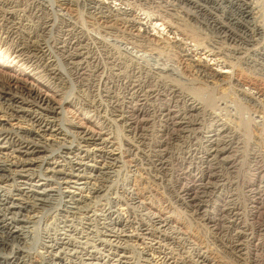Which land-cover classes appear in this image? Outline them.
<instances>
[{
	"label": "rangeland",
	"instance_id": "obj_1",
	"mask_svg": "<svg viewBox=\"0 0 264 264\" xmlns=\"http://www.w3.org/2000/svg\"><path fill=\"white\" fill-rule=\"evenodd\" d=\"M26 1H27V4L30 3V4L35 5V2L37 3L36 6L38 5L37 8L39 10V17L30 16L31 17L30 18L28 12L25 11L27 10V6L25 5H23L22 7L15 6V3H13V0H1L0 6L2 7V9H4L5 7L9 6L7 2L8 3L11 2L12 7L16 8L14 9V13H15L14 16L16 15L15 16L16 18H18L19 16L18 19L15 18V21L18 22L19 27L21 26L20 29L21 30L23 29L22 31L25 33H27L28 31V34L32 36L34 41H36L38 44L44 47L43 49L45 51V55H46L48 62L52 63L54 66L62 70V72L64 73L62 74L64 77L62 79L63 80L62 84L60 86L55 87V90L57 91V94L60 95V96L58 95V97L71 100V102H73V104L76 105V108L78 107V109L82 112L81 114L80 112L79 113L77 112L76 114L75 112L72 113V117L74 118L75 122L82 125L83 127H89L93 129L94 131L95 130L99 131L100 129H102L104 131L109 132L111 130L110 131L111 133L109 132L111 139L113 138L114 140L113 139L112 140L118 146L122 148H125L123 144L125 142V139H128V138H129L128 139L129 142L134 145L137 143H140L139 142L140 139L136 138L134 134H131L130 132H128L127 128H125V125L122 124V121L118 119L120 118V116L118 117L119 110H116L114 107H112L111 100H113V98H114V101H118V102L123 100L122 93H123L124 83L127 81L132 82V80L136 81L138 79L136 77L138 76V73H137L138 69L141 71L144 70L143 72L145 73L147 72L151 74V73H156V71H158V67L164 70H167L169 72L170 74L169 77L171 78V81H170V78L168 79L167 77H163L160 79L161 81L158 80L157 83L155 82V84H153V86L155 85L154 86L155 89L158 90L161 87L159 91L162 89L161 92H163L165 96L168 95V97L166 96V99L164 98L165 99L163 100L164 103L163 101H156L155 111L157 109L159 110L162 109L166 105V103H169L170 104L169 108L170 107L171 109L175 108L173 109L175 110L174 112L177 111L178 113H181L182 110H184L185 108L187 114L189 113V116H190L188 119L189 125L187 129H185L186 130L185 133L183 132L184 134L183 133L181 134V136L183 135L182 137L183 139L182 138L177 139L175 137L171 139H169L168 137L164 138L165 141L167 139L168 140L166 141L167 145L165 143L167 147L164 145V147L160 149V152L162 153H159V149L153 146L154 142H156L159 139L158 135H156L158 134L157 130L159 129L158 128L159 123H156V122H160V121L158 117L155 116L154 120L156 122L155 121L150 122L151 124L149 123L147 125L146 127L147 131L145 132L147 134L145 136L148 138V142L149 141L152 142L151 144H148V146L141 145V147L143 148L139 147V150L138 151L134 150L133 153L124 152L123 156H121L119 158L120 160L118 159L117 162L108 160L107 165H109V168H108L109 173L107 175L106 182L104 184L105 186L103 189L104 192H106V194L102 192L103 194L101 196L102 199H100L98 202L96 201L95 202L96 205H94L93 202H91L92 204H89L91 205V207H89V210H90L89 217L87 218H83V216L65 217V216L55 213L54 210L52 209H48L49 211L47 209H42V210L38 209L34 211L33 213L31 212L32 216L34 214H36L37 216L36 215H34L33 217L31 216L32 220L29 221L30 223L27 222L23 224L24 225L23 230H25L24 231L25 232L24 233L25 235L24 246L26 247V249L29 250L30 252L32 251V253L35 251L34 254L36 253L38 254V252H40L38 254L39 256L43 255L42 257H46L56 251V250L51 251L46 246L48 244H53V242L55 243L58 240L64 243L66 241L68 244H70L68 249H71L70 250L71 252L73 251L74 247H75L74 250H79L80 247H83L85 250H88V249L89 251L93 250L97 256L107 255L111 259L112 262L111 261L110 262L112 264H118L117 259L119 258L121 259V263L119 264H143V263L152 264L153 261L147 263V261L143 259L142 254H141L142 251L143 252L145 251V253L147 252L149 253L150 250L152 252L150 251L151 254L149 257H151L152 253L154 252L152 258L155 259L153 262L155 264L157 263L164 264V262H161L162 261L161 256H163V254L165 253L168 256H171L172 259H174V261L176 260V264H184L182 263L183 260H190V261L192 260L193 262H196L199 264H264V188H263L264 187V87H263L264 86V72H263L264 71V61H263L264 60L263 58L264 57V49H263L264 48V45H263L264 30H262L263 33L259 32L257 33V35L254 33L250 34V37L248 39L251 42L241 41V42L235 43L236 45L234 44V46L233 44H231L232 46H230L228 49L225 50L226 52L230 50L231 51V52L229 51L230 54L223 51L224 52L223 56L218 55L219 57L221 56L220 58L221 60L224 59V61H230V62L231 60L233 61L229 63L233 65L228 64L226 66V68L228 67L227 71H229V69L231 68L230 72H227L228 74L224 73L218 76L211 75L215 73L214 68L216 69V65L214 63L217 59L215 56H212V55L210 56L211 51L207 53L208 50H210L211 48L208 45L209 38L204 37L203 40L201 41L199 40L200 41L199 43L201 44L200 48L201 46L203 47L201 48V50H199L200 55H193L191 57V58L194 57L193 59L200 57L201 60L205 61V64L207 63L206 73L203 72L204 74L201 73L199 75V73L196 72L195 70L196 68L193 67V63L190 62V60L184 59V57L177 55L174 51L168 48L169 46L167 45V43L171 39H169L170 37L166 38L167 34H165V30L161 31L162 34H160L159 37H155L153 35L149 36L152 41L151 40L147 41L146 44H150L151 46H144L145 48L144 49L143 46L141 45L143 44L142 42L145 43V41H142V39L140 38L138 39L139 40L138 42L136 41L137 44H135V41L133 38L135 37L134 33L140 34L141 31L134 30V29H132L131 31L125 28V32H124L123 25L121 24L118 25L116 23H113V21L105 22L97 14L93 13L92 15L91 13H88L86 9L79 3L78 4L74 2L67 3L61 0H60L61 2L59 0H38V1L31 0L32 2H30L29 0H26ZM259 2L258 3L260 5H258V11L256 15L258 16V18H260L259 20H261V23H264V0H259ZM40 17L42 20L40 19ZM141 17H143V15ZM39 22H44L46 26L48 25L46 27L47 29L45 28V30H43V34L40 31L41 25ZM46 22H49V23L46 24ZM61 22H67L68 24L76 26L77 28L79 27L78 29L82 30V33L87 39V46H88L87 51L90 57L87 60L86 68L84 69V74L80 76V79L82 80H80L79 78H75L72 75L68 65L64 62V59H63L64 55L59 50L56 49V44L61 40V37L57 31V28L60 27ZM51 23H53V26H51ZM198 28L201 32L204 31L203 27L200 26ZM202 28L203 30H201ZM158 29L160 30L161 28L159 27ZM263 29H264V26H263ZM152 33H154V31L150 32V34ZM262 34H263V37H262ZM155 35L158 36V34H155ZM0 36L2 37V38L0 37V42H1L0 49H1L5 47L4 45L5 38L3 37L5 35L2 32V28H0ZM169 36H171V34H169ZM127 38L128 40H126ZM131 39H133V41ZM252 39L254 41H252ZM185 41L187 43L189 42L190 44L195 43V41L190 42L189 39H186ZM196 41H198V39ZM244 42H245V45H243ZM203 44H205V46ZM248 45H250V47ZM251 45L255 47L252 46L251 48ZM206 46H208L207 47L208 49L206 48ZM236 46L238 47V49ZM241 46H243V48H241ZM234 47H236L235 50L233 49ZM246 49L248 50V52L246 51ZM104 50L106 52H104ZM105 54L108 56H106ZM256 56L258 59L256 58ZM260 56L262 59L260 58ZM203 57L205 59H202ZM207 57L209 58L212 57V58L209 60V58ZM214 58L216 60H214ZM245 58H248L250 62H248V60H246ZM251 60L253 62H251ZM240 63H242V65ZM0 64H1L0 65V76L1 77H7V75L9 74L14 75L19 80L18 81L19 84L23 82H27L29 84L31 81L33 82L34 85L36 84L37 86L43 88L42 83L39 80H37L35 77L30 76L31 72L29 68L26 71H24L22 70L20 66L15 67L13 65L14 63H11V62L5 63V64L3 63L2 65V62L0 61ZM245 64L248 66H246ZM257 65H259L260 67ZM256 66L259 67L260 69L258 68L259 69L258 70ZM87 72H89L90 74ZM98 73L100 75H98ZM116 73L118 74L116 75ZM237 76L238 77L240 76L241 78L240 77L238 78ZM114 77L117 78L118 80L115 79ZM216 77H217V80H216ZM106 79H107V82H106ZM115 81H117L118 83ZM237 81L238 83L239 82L241 83L240 86L239 84L236 85ZM148 84L149 83H147L143 88L146 89L147 88L146 86H149ZM234 86L235 87L237 86V88H235ZM178 87L181 89L179 90ZM171 88L176 89V91L178 90L177 92L181 91L179 94L182 96V98L180 96V98L178 99L174 98L173 100L171 99L168 102V98H171L173 96L170 92ZM255 90H257V92ZM112 93L114 94L113 96L111 95ZM254 98L255 100H253ZM189 101H192V102H189ZM86 102L89 103L88 106L83 105V103H86ZM162 103L163 105H161ZM96 106H97V109H96ZM159 106H161V108H159ZM177 106L179 109L177 108ZM145 107L144 108L147 110L149 108L151 109V110L149 109L148 112L150 113L151 111L153 112L152 107H148V106H145ZM214 107L216 108L214 109ZM189 109L191 111H188ZM219 109H222V110L219 111ZM193 112H195L196 115L193 114ZM101 113H104V114H101ZM157 113H159V111ZM107 119L108 120L111 119V121L109 120L108 122ZM101 123L104 124L105 126L103 125L102 127ZM107 123H110V124L108 125ZM152 125H155V126H152ZM191 132L193 134H191ZM222 132L225 134L223 135ZM186 133L187 134L189 133V134L187 135ZM155 137H157L158 139H156ZM131 138L134 140H132ZM211 138L214 142L215 140L217 141L219 140L218 142L220 145L218 146L217 150H221L220 148L223 147L226 149V152L225 154H221V157H219L220 160L219 159L216 160V157H214L215 159H213L214 164L217 166L219 164V167H220V168L218 167V169L216 170L218 174L216 173V177L213 178L214 181L212 180L210 183L212 187L214 186V192L211 195L212 197H210L209 199H204L206 197H203V201H201V204L203 205L201 212L197 211L196 213L193 207H185L186 205L184 203L181 204L180 203L181 201L177 200L178 198L176 196V190L178 189L180 182H182L185 185H190L192 184L191 179L194 178V180H196L198 176H200V173L202 172L200 165L202 164L201 161L203 159L204 154L214 149V147L209 146L210 144L208 141H211L209 140ZM151 139L153 140L151 141ZM177 141H180V142H177ZM53 147L54 149L57 148L56 146H53ZM131 149L133 148L131 147ZM157 155H162L164 157L166 156L167 159L170 160L169 165H167V168L165 169L167 173L166 171H164L163 173L159 174L149 169L148 165H151L149 163H151V160L154 158V156H157ZM199 155H201V157ZM222 158H224L225 160H221ZM95 160H97V162L101 161L100 158H96ZM110 161L111 163H115V164H110ZM89 162L92 163V161H89ZM228 164L230 165L228 166ZM189 165L191 167L190 176L187 178L186 177L184 178L186 174L183 172L186 170L185 167ZM178 167L181 169L179 170ZM134 187L137 188V192L138 193L140 192L139 194H141L143 198L145 197L144 199L147 203L145 202L144 204L146 206L144 204L136 202V200H134L133 203L127 201L128 197L132 195L131 193H133ZM84 193L85 192H83L82 194ZM125 193L127 194L128 197L126 196ZM201 195L203 194L201 193ZM87 196H90V194L88 193ZM111 197L113 198L116 197L117 199L120 197L119 200L121 199L120 201H122L120 203H123V204L119 205V209L121 213L123 214L124 218L132 219V220L139 219L143 221V223L145 224V227H148V230L155 231V232H152L153 236L151 237L148 236L147 238L143 239L142 244H140L141 240L134 236L135 230L133 228L131 227L129 229L121 228L123 229V231L121 232L120 231L121 225H115L112 219L110 220V218L102 217L103 207L107 206L106 204L108 200H110ZM255 198H257L256 201H255ZM125 202H127L129 205L126 204ZM220 204H223L225 207L232 208L235 211V213H237L238 221L236 219L235 227H229L230 222L229 221L227 222L226 217L219 216L216 213V210L217 208H219ZM225 204H227L228 206ZM44 211H45V214H44ZM98 213H101V215L100 214L97 215ZM203 214H205V216H211V215L215 216L217 214L215 216V218L217 219L215 221L216 226L214 227L210 226L211 224L207 223V221L204 220L205 216ZM156 216L167 218L169 220V224H172L173 222L172 224L173 227H168V225L166 227L161 226L162 224L155 222L158 219V218H154ZM92 217H94V219H92ZM72 221L73 223H71ZM90 224L92 225L90 226ZM65 227H67L66 228L67 230L65 229ZM156 227H158L159 229ZM76 228H77V231H76ZM13 229L16 230V228H13ZM118 232H121L120 238L116 236ZM15 233L16 232H14L13 234L4 235L3 239H4V243L7 249L8 248L10 249V247L17 242L15 238ZM155 234L157 236L156 237L157 239L154 238ZM161 234L168 236L167 239L162 240V237L158 238L159 236H161ZM235 236H238L237 239H240L241 247L239 248V250L235 249L233 251L231 249V245H232V239H234ZM67 237L69 238V240ZM89 238L91 239L92 242L90 241ZM101 238L104 240H102ZM152 238L154 239L151 240ZM244 238L246 239L244 240ZM105 240H109V241H105ZM156 241L158 242V244ZM170 241L172 243H170ZM80 242L81 244H79ZM110 243H112V245H107ZM115 243L119 244V246L121 247L123 246L124 249H120V248H118L119 250L115 249L116 247ZM105 244L107 245L106 247H104ZM120 250H122V252ZM158 250H160V252ZM241 250H244V251H241ZM59 253L60 251H58V254ZM117 254H120L122 256L117 255ZM143 255L145 256V254ZM108 257H106L105 259H107ZM77 261L78 259L76 260V262Z\"/></svg>",
	"mask_w": 264,
	"mask_h": 264
},
{
	"label": "bare ground",
	"instance_id": "obj_2",
	"mask_svg": "<svg viewBox=\"0 0 264 264\" xmlns=\"http://www.w3.org/2000/svg\"><path fill=\"white\" fill-rule=\"evenodd\" d=\"M29 1L32 2L31 0H29ZM61 1H64L67 3H73V2L77 3V4L79 3L80 5H82L86 9V11L88 13H91L92 15H93V13L97 14L100 18L103 19V21H105V22L113 21V23H116L118 25H120V24L123 25L124 26V32H125V28L129 29L131 31H132V29L141 31L140 34H136L133 32L135 34V37H133V38H134L135 44H137L136 41L138 42L139 41L138 39H140V38L142 39V41H145V43L142 42L143 44L141 45V46H143V48H144V46H151L150 44H146L147 41L151 40L149 36L153 35L155 37H159V35L162 34L161 31L165 30V34H167L166 38L170 37L169 39H171L168 41V43L166 42L167 45L169 46L168 48H170L172 51H174L177 55L184 57V59L190 60V62L193 63V67L196 68L195 70L197 73H199V75L203 72L206 73V71H207L206 64L207 63L205 64V61L201 60L200 57H197L198 59L197 58L193 59L194 57L193 58H191V57L193 55H200L199 50H201V48H203V47L201 46V48H200L201 44L199 42L201 40H203L204 37L209 38L208 39L209 40L208 45L212 48V50L210 48V50H208L207 53H209V51H211L210 56L211 55L215 56L217 59L216 60L214 58V60H216L214 63L216 65V69L214 68L215 73L211 74V75L218 76V75L230 72L231 68L229 69V71H227L228 67L226 68V66L229 63L233 62L232 60L230 62V61H224V59L223 60L220 59L221 56H223V54H224L223 51H225L230 46H232L231 44H233V46H234L235 43H238L241 41H247V42L250 41L248 39L250 37V34L254 33L257 35V33H259V32L263 33L262 30H264L263 29L264 23H261V20H259L260 18H258V16L256 15V13L258 11V5L261 4L259 2V0H61ZM64 2H63V4H64ZM13 3H15V6H20V7H22L23 5L27 6V10H25V11L28 12L29 17L30 16L39 17V10L37 8L38 5L36 6V4H37L36 2H35V5H33L30 3L27 4L26 0H13ZM7 4L9 6L5 7L4 9H2V7L0 6L1 7L0 8V28H2V32L5 35V36H3L5 38V43H4L5 47L0 49V61L2 62V65H3V63L4 64L9 63V62L14 63L13 65L15 67L20 66L22 68V70H24V71H26L29 68L30 72H31L30 76L35 77L37 80H39L42 83V87L44 89L37 86L36 84L34 85L33 82H31V81L29 84L27 82H23V83L19 84L18 83L19 80L14 75L9 74V75H7V77H1L0 76V264H112L111 259L107 255L97 256L93 250H90V251H89V249L85 250L83 247H80L79 250H74L75 249V247H74L73 251L71 252L70 251L71 249H68L70 244H68L66 241L64 243V242H60L57 240L55 243L53 242V244H48V245L46 244L47 245L46 247L49 248L51 251L56 250L52 254H50L51 253V251H50V253H48V254H50L49 256L42 257L43 256L42 254H41L42 256H39L38 254L40 252H38V251H37L38 254L37 253L34 254L35 251L32 253V251L30 252L24 246V238H25V235H24L25 232L24 231L25 230H23L24 229L23 224L32 220L31 218L36 214H34L32 216L31 212L33 213L34 211H36L38 209H40V210L52 209V210H54L55 213L62 215V216H65V217H76V216H83V218L89 217V211H90L89 207H91V205H89V204H92L91 202H93L94 205H96L95 202L96 201L98 202L100 199H102L101 196L103 195L102 192H104V190H103L104 186H105L104 184L106 182V178H107V175L109 173L108 172L109 171L108 170L109 165H107L108 164L107 161L112 160L113 162H117V160L121 156H123L124 152L133 153L134 150L138 151L139 147H141V145L142 146H146V145L148 146V144H151L152 142H150V141L148 142V138L145 136L147 134L145 132L147 131V129H146L147 125L150 122L155 121L154 120L155 116H157L159 121H160V122L155 121L156 123H159V127H158L159 129L157 130L158 134H156V135H158L159 139L157 137H155L158 140L156 142H154L153 146L155 148L159 149V153H162V152H160V149L162 147H164L166 141L168 140L167 139L165 141L164 138L168 137L169 139H171V138L175 137L177 139L178 138L181 139L183 137V135L181 136V134L183 132L185 133V131H186L185 129H187V127L189 125V120H188L190 117L189 113L187 114L185 108H184V110H182L181 113H178L177 111L174 112L175 110H173V109H175V108H173V109H171V107L169 108V105H170L169 103H166V105L162 109H160V110L157 109L155 111L156 101H163L166 99V96L168 97V95L165 96V94L163 92H161L162 89L159 91V89L161 87L158 90L155 89V87H154L155 85L153 86V84H155V82L157 83L158 80H160L163 77H167L169 79L170 74L167 70H164V69L159 68V67H158V71H156V73H151V74L147 73V72L145 73V72H143L144 70L141 71L137 68L138 69V71H137L138 76H136V77L138 79L136 81L132 80V82L127 81L124 83L123 93H122L123 94V100L118 102V101H114V98H113V100H111V104H112V107H114L116 110H119L118 117L120 116V118H118V117L117 118L122 121V124L125 125V128H127L128 132H130L131 134H134V136H136V138L140 139V141H139L140 143H137L134 145V144L129 142V140H128L129 138H128V139H125V142L123 144V146H125V148H122V147L118 146L113 141L114 140L113 138H112L113 140L111 139V136H110L111 130L109 131L110 132L109 133V132L104 131L102 129H100V130L98 129L99 131H96V130L94 131L93 129H91L89 127H83L82 125L75 122L74 118L72 117V113L75 112V114H76L77 112L78 113L80 112V114H81L82 112L78 109V107L76 108V105L73 104V102H71V100H67V99H63V98L58 97L59 94H57V91L55 90V87L60 86L62 84V81H63L62 79L64 78L62 74H64V73L62 72V70H60L59 68L54 66L52 63L48 62L46 55H45V51L43 49L44 47H42L40 44H38L36 41H34L32 36L30 34H28V31H27V33H25L22 31L23 29L22 30L20 29L21 26L19 27L18 22L15 21L16 15L14 16V14H15L14 9H16V8L12 7L11 2H9V3L7 2ZM59 6H60V4H59ZM20 7H18V8H20ZM24 8H26V7H24ZM42 10H43V8H42ZM26 15H27V13H26ZM142 15H143V17H141ZM18 18H19V16H18ZM18 18H16V19H18ZM40 19H41V17H40ZM45 19H44V21H45ZM39 23L41 25L40 31L43 34V30H45V28L48 25L46 26L44 24V22H39ZM47 23H49V22H46V24ZM195 25H197V26H195ZM51 26H53V23H51ZM200 26L203 27L204 31H206V32L202 31L203 32L202 33L198 28ZM159 27L161 28L160 30L158 29ZM78 28L76 26L68 24L67 22H61L60 27L57 28V31L61 37V40L56 44V49L59 50L64 55L63 56L64 62L68 65L72 75L75 78L80 79V76H82L84 74V69L86 68L87 60L89 59L90 56H89L88 51H87V48H88L87 39L84 36V34L82 33V30H80ZM203 28L201 30H203ZM152 31H154V33L150 34V32H152ZM155 34H158V36H156ZM169 34H171V36H169ZM263 34H262V37H263ZM37 35H39V34H37ZM163 39H165V38H163ZM186 39H189L190 42L195 41V43H192V44H190L189 42L187 43L185 41ZM197 39H198V41H196ZM126 40H128V38ZM131 40L133 41V39H131ZM132 41H130V42H132ZM204 41H206V40H204ZM252 41H254V40L252 39ZM44 43H46V42H44ZM139 43H141V42H139ZM258 44H260V43H258ZM261 44H262V42H261ZM203 45L205 46V44H203ZM243 45H245V42ZM263 45H264V43H263ZM53 46H54V44H53ZM248 46L250 47V45H248ZM252 46L253 45H251V48H252ZM255 46H256V44H255ZM255 46H253V47H255ZM257 46H259V45H257ZM207 47L208 46H206V48ZM236 47H234L233 49L235 50ZM241 48H243V46H241ZM237 49H238V47H237ZM229 51H227V52L225 51V52L230 54ZM246 51L248 52L247 49H246ZM252 51H253V49H252ZM104 52H106V51L104 50ZM261 52H263V51H261ZM218 55H221V56L219 57ZM237 55H239V54H237ZM106 56H108V55H106ZM244 56H245V54H244ZM232 57H233V55H232ZM240 57H241V55H240ZM240 57H238V58H240ZM250 57H252V56H250ZM205 58H206V56H205ZM205 58L203 57L202 59H205ZM207 58H209V57H207ZM211 58H209V60ZM252 58H254V57H252ZM256 58H257V56H256ZM260 58H261V56H260ZM260 58H259V60H260ZM245 59L248 60V58H245ZM219 60H221V61H219ZM236 60H238V59H236ZM248 62H250V61L248 60ZM251 62H253V61L251 60ZM109 63H111V62H109ZM240 64L242 65V63H240ZM246 64H247V62H246ZM229 65H233V64H229ZM246 66H248V65H246ZM257 66H259V65H257ZM259 67H257V69ZM87 68H89V67H87ZM88 70H90V69H88ZM134 70H135V68H134ZM122 72H124V71H122ZM122 72H120V73H122ZM87 73H89V72H87ZM233 73H231V74H233ZM94 74H96V73H94ZM117 74L118 73H116V75ZM98 75H100V74L98 73ZM135 75H137V74H135ZM204 76H206V75H204ZM139 78H140V80H139ZM115 79H117V78H115ZM80 80H82V79H80ZM104 80H105V78H104ZM124 80H126V79H124ZM216 80H217V77H216ZM243 80H244V78H243ZM170 81H171V78H170ZM106 82H107V79H106ZM115 82H117V81H115ZM119 83H120V81H119ZM147 83H149L148 84L149 86H146L147 88L144 89L143 87ZM167 83H166V85H167ZM252 83H253V81H252ZM89 84H91V83H89ZM237 84H239V86H240L241 83L240 82L238 83V81H237L236 85ZM230 85H232V84H230ZM239 86H238V88H239ZM235 88H237V86ZM180 89L181 88H179V90ZM102 90H104V89H102ZM167 90H169V89H167ZM177 91H176V89H172V88L170 89V92L173 96L171 98H168V102L171 99L173 100L174 98L175 99L180 98L181 95L179 93L181 91L180 92H177ZM255 91L257 92V90H255ZM213 93H214V91H213ZM106 94H107V92H106ZM111 95L113 96L114 94L112 93ZM252 95H253V93H252ZM185 96H187V95H185ZM251 96H250V98H251ZM62 97H64V96H62ZM181 98H182V96H181ZM253 100H255V98ZM78 102H80V101H78ZM82 102H84V101H82ZM93 102H94V100H93ZM189 102H192V101H189ZM163 103H164V101H163ZM163 103L161 105H163ZM83 105L88 106L89 103L86 102V103H83ZM145 106L152 107L153 112L152 111H151V113L148 112V110L150 108L147 110V109H145L146 108ZM159 108H161V106H159ZM177 108H178V106H177ZM215 108L216 107H214V109ZM96 109H97V106H96ZM220 110H222V109H219V111ZM158 111H159V113H157ZM188 111H191V110L189 109ZM97 113H99V112H97ZM94 114H96V113H94ZM101 114H104V113H101ZM193 114H195V112H193ZM197 115H198V113H197ZM113 119H115V118H113ZM109 120L111 121V119H109ZM109 120H108V122H109ZM107 124L109 125L110 123H107ZM103 125L104 124H102V127H103ZM152 126H155V125H152ZM151 128H153V127H151ZM191 134H193V133L191 132ZM216 134H218V133H216ZM224 134L225 133H223V135ZM132 140H134V139H132ZM152 140L153 139H151V141ZM209 140H211V141H208L210 144L209 146L214 147V149L213 150L211 149L212 151L204 154L203 159L201 161V163L203 165L202 164L200 165L201 166L200 168L202 171L200 173V176H198V178L196 177L197 178L196 180H194V178L191 179L192 184L185 185L182 182H180L178 189L177 188H176L177 190L174 189V190H176V196L178 198L177 200L181 201L180 202L181 204L184 203L186 205L185 207H193L195 209L196 213H197V211L201 212V209L203 206L201 204V201H203V197H206L204 199H209L210 197H212L211 195L214 192V186L212 187L210 185V183L212 180L214 181L213 178L216 177V173L218 174V172H216V170L218 169L219 164L217 162L218 166L215 165L213 162V159H215L214 157H216V160L217 159L220 160L219 157H221V154H225V152H226V149L223 147L220 148L221 150H217L218 146L220 145L218 142L219 140L218 141L215 140V142L212 140V138ZM225 140H226V138H225ZM135 141H137V140H135ZM205 141H207V140H205ZM177 142H180V141H177ZM225 142H227V141H225ZM229 142H230V140H229ZM223 143H224V141H223ZM127 145L130 147H128ZM166 145H167V143H166ZM53 146H56L57 148L55 147L56 149H54ZM131 147L133 149H131ZM141 148H143V147H141ZM149 149H150V147H149ZM145 150H147V149H145ZM198 152H200V151H198ZM201 155H199V156L201 157ZM96 158H100L101 161L97 162V160H95ZM122 159H121V161H122ZM182 159H184V158H182ZM227 159H228V157H227ZM216 160H214V161H216ZM221 160H225V159L222 158ZM89 161H92V163H90ZM146 162H147V160H146ZM169 163H170V160H168L166 156L164 157L162 155H157V156H154V158L151 160V163H149L151 165H148V166H149V169L151 171L157 172L160 174V173H163L164 171H166L165 169L167 168V165H169ZM110 164H115V163H111V161H110ZM116 164H118V163H116ZM191 164H192V162H191ZM233 164H234V162H233ZM229 165L230 164H228V166ZM185 168H186V170L184 169L185 171L183 173L186 174V176H184V178L185 177L187 178L190 176V173H191L190 168L191 167L189 165ZM180 169L181 168H179V170ZM142 170H143V168H142ZM166 173H167V171H166ZM164 176H166V175H164ZM161 182H162V180H161ZM213 184H214V182H213ZM77 190H78V192H77ZM257 190H256V192H257ZM261 191H263V190H261ZM83 192H85V193L82 194ZM88 193L90 194V196H87ZM104 193L106 194V192H104ZM139 193L137 192V188L134 187L133 193H131L132 195H130L129 197L125 193L126 196L128 197L127 201L133 203V201L136 200V202L144 204L146 202L144 199L145 197L143 198V196ZM201 193L203 195H201ZM97 198H98V200H97ZM119 198L117 199L116 197H114V198L111 197L110 200H108V202L106 204L107 206L103 207V210H102L103 216L102 217L110 218V220L112 219V221L115 225H121V227H120L121 232L125 228L126 229H129L130 227L133 228L135 230L134 236L136 238L140 239L141 240L140 244H142L143 239L147 238L148 236H150V237L153 236L152 232H155V231L148 230V227H145V224L143 223V221H141L139 219L132 220V219L124 218L123 214L121 213V211L119 209V205L123 204V203H120L122 201H120L121 199L119 200ZM256 199L257 198H255V201H256ZM124 200H126V199H124ZM125 203L128 204L127 202H125ZM225 205H227V204H225ZM101 206H102V204H101ZM93 207H95V206H93ZM136 207H138V206H136ZM45 211H44V214H45ZM192 211H194V210H192ZM203 211H205V210H203ZM216 213L219 216L226 217L227 222L228 221L230 222L229 227H235L236 226V219L238 218V216H237V213H235V211L232 208L225 207L223 204H220L219 208H217V210H216ZM99 214L101 215V213H98L97 215H99ZM203 215L205 216V214H203ZM215 216L214 215L213 216L212 215L211 216H205L204 220H206L207 223H210L211 224L210 226L214 227V226H216L215 221L217 220L215 218ZM53 217H54V215H53ZM94 217H92V219H94ZM106 218H104V219H106ZM154 218H158L155 222L162 224L161 226L166 227L168 225V227H173V225H172L173 222H172V224H169V220L165 217L163 218L161 216H156ZM97 219H98V217H97ZM237 221H238V219H237ZM71 223H73V221ZM91 225L92 224H90V226ZM111 226H113V225H111ZM13 228H16V230ZM66 228L67 227H65V229ZM121 228H123V229H121ZM156 228H158V227H156ZM156 228H155V230H156ZM76 231H77V228H76ZM234 231H236V230H234ZM14 232H16L15 238H16L17 242L15 244H13L10 247V249L9 248L7 249V247L4 243V239H3L4 235L13 234ZM81 232H80V234H81ZM121 232L117 233L116 236H118V238H120ZM60 233H61V231H60ZM238 236H239V234H238ZM238 236H235L234 239H232L231 249L233 251L235 249L239 250V248L241 247V241H240V239H237ZM73 237H74V235H73ZM88 237H89V235H88ZM128 237H130V236H128ZM156 237L157 236L155 234L154 238L157 239ZM160 237H162V240H165V239H167L168 236L161 234V236H159L158 238H160ZM154 238H152L151 240H153ZM245 239L246 238H244V240ZM68 240H69V238H68ZM78 240H80V239H78ZM102 240H104V239H102ZM45 241H47V240H45ZM74 241H76V240H74ZM74 241H72V242H74ZM90 241H91V239H90ZM105 241H109V240H105ZM170 243H172V242L170 241ZM79 244H81V242ZM115 244H116L115 249H118V248L124 249L123 246L121 247V246H119V244H117V243H115ZM157 244H158V242H157ZM107 245H112V243L107 244ZM107 245L105 244L104 247H106ZM29 249H30V247H29ZM58 251H60L59 254H58ZM120 251L122 252V250H120ZM150 251H149V253L148 252L145 253V251L141 252L143 259L145 261H147V263L151 262V261L154 262V260H155L152 258L154 252L152 253V256L149 257L151 252H152V251L151 252ZM158 251L160 252V250H158ZM241 251H244V250H241ZM100 252H102V251H100ZM143 254H145V256ZM117 255H120V254H117ZM120 256H122V255H120ZM106 257H108V258L105 259ZM161 257H162L161 262H164V264H176V260L174 261V259H172L171 256H168L166 253L163 254V256H161ZM77 259H78V261L76 262ZM117 261H118V264L121 263L120 258L117 259ZM153 262H152V264H155ZM155 262H157V261H155ZM182 263H184V264H199V263L193 262L192 260L191 261L190 260H183ZM143 264H146V263H143Z\"/></svg>",
	"mask_w": 264,
	"mask_h": 264
}]
</instances>
